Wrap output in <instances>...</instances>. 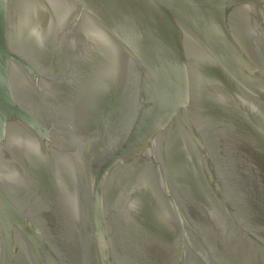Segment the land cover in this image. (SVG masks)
<instances>
[{
    "label": "water",
    "instance_id": "95a60500",
    "mask_svg": "<svg viewBox=\"0 0 264 264\" xmlns=\"http://www.w3.org/2000/svg\"><path fill=\"white\" fill-rule=\"evenodd\" d=\"M0 264H264V0H0Z\"/></svg>",
    "mask_w": 264,
    "mask_h": 264
}]
</instances>
